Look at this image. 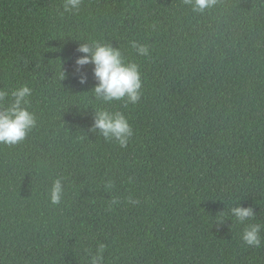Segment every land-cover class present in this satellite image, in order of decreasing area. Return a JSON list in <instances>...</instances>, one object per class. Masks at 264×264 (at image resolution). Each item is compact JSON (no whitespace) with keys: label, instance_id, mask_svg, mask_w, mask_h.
<instances>
[{"label":"trees","instance_id":"1","mask_svg":"<svg viewBox=\"0 0 264 264\" xmlns=\"http://www.w3.org/2000/svg\"><path fill=\"white\" fill-rule=\"evenodd\" d=\"M63 3L0 0V89L32 88L38 120L0 145V264H88L100 242L105 264H264V245L241 239L264 225V0L204 14L182 0H83L61 15ZM92 41L140 66L139 103L96 98L94 65L75 63ZM99 107L129 119L127 148L92 131ZM238 205L255 219L236 222Z\"/></svg>","mask_w":264,"mask_h":264},{"label":"clouds","instance_id":"2","mask_svg":"<svg viewBox=\"0 0 264 264\" xmlns=\"http://www.w3.org/2000/svg\"><path fill=\"white\" fill-rule=\"evenodd\" d=\"M185 6H190L196 13L204 14L215 7L217 0H182ZM83 0H64L62 5L64 13H78ZM132 49L139 56L150 55L149 46L139 43L136 40L131 42ZM78 51L85 55L76 60L77 72L84 65H94V75L98 80L93 94L98 100L105 104L113 101H123L124 107L129 104L139 103L143 95L144 80L140 66L135 62L126 61L119 49L99 41H92L90 44H83ZM63 77L61 73L60 78ZM81 84L87 83L86 74L81 73L79 77ZM33 94L32 88L28 85L14 88L11 91L0 89V145L15 146L24 142L29 133L37 126L38 120L35 112L30 110V97ZM99 129V134L107 142H116L120 148H127L134 136V131L129 119L121 111H110L107 108L99 107L96 110L92 131ZM65 177H57L49 192V199L52 205H60L65 196ZM114 186L112 180L103 182L105 191H111ZM128 203L138 204L139 201L131 196L127 197ZM119 197L113 196L109 207L121 203ZM230 214L239 224L253 221L256 217L252 207L234 206ZM264 225L260 223H247L244 227L241 239L249 247L260 248L264 245V237L261 232ZM108 246L102 242L98 243L93 253L88 250L90 256L88 264H105V252Z\"/></svg>","mask_w":264,"mask_h":264}]
</instances>
